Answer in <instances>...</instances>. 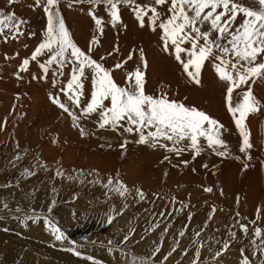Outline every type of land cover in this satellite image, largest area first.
Masks as SVG:
<instances>
[{"label":"rangeland","instance_id":"obj_1","mask_svg":"<svg viewBox=\"0 0 264 264\" xmlns=\"http://www.w3.org/2000/svg\"><path fill=\"white\" fill-rule=\"evenodd\" d=\"M137 2L145 3L147 0ZM242 2L258 7L255 0ZM70 3L71 0H62L60 9L70 36L78 47L87 51L90 42L95 39L97 43L92 44L91 55L109 68L125 59L129 52L135 53L134 58L124 68L112 73L118 84L124 85L128 70L140 67L145 72V88L148 94L159 95L163 89L169 99L197 108L194 102L192 105L184 99L179 101L177 90L169 85L178 87L181 83L180 77L191 84L196 83L191 82L174 58L163 51L159 29L151 33L147 24L141 27L131 9L123 6L120 10L124 9L125 15H132L133 19H126L127 22L121 21L113 27L108 23L109 17L104 6L100 5L96 6L95 14L100 13L98 17L103 21L101 35L89 15L92 6H69ZM158 10L166 14L165 6ZM0 11L15 12L17 17L27 21L22 27L24 35L18 40L10 39L5 42L0 37V264H91L82 253L88 257L93 255L98 264H192L193 260L197 264H240L241 249L245 250L250 264H261L264 256L259 251L253 255L250 241L254 238L251 233L256 227L264 229V191L261 189L263 192H260L264 173L259 164L255 163L257 157L252 155L255 151L261 158L259 148L264 152V104L256 96L262 92L261 88L264 90V79H257L254 83L249 81L260 110L250 114L246 120L253 145L247 155L240 152V135L234 136V132L237 133L238 130L225 107L226 85L219 80L220 89H214L217 91L214 95H219V104L214 107L221 108L225 115L222 116L217 108H213L214 115L210 108L197 109L206 112L224 126L222 139L229 143V146L226 144L228 154L219 157L222 169L218 162L206 163L204 155L213 152L206 147L195 155V160L192 158L191 164L185 165L183 162L187 160L180 158V154L175 157L177 154L174 152H165L164 149L154 148L147 143L141 145L136 142V135L123 133L122 130L98 129V117L95 115L91 119L80 121L87 133L81 136L79 129L73 126L71 117L49 99L50 93L62 96L59 88L69 79L70 66L65 68L62 83H58L56 88L52 87L51 71L47 80L32 79L33 74L40 75L36 62H30V71L19 74L21 79L16 77L22 60L30 57L44 38L47 20L42 7H35V0H17L11 6L8 0H0ZM78 16L81 19L74 22ZM73 17L75 19L72 20ZM76 28L83 32L76 33ZM118 29L123 33L120 34ZM146 29L153 35L150 39L154 38V45L157 44L155 47L159 55L155 56V62L159 65L167 64L166 67L173 69L177 81L172 76L164 78L161 73L153 78L149 76V48L142 46L144 43L140 38V32L144 33ZM30 33L35 35L30 37ZM147 40L149 42V38ZM114 49H118V52L113 51ZM141 49L147 61L146 69H143L140 62ZM110 52L113 54L109 55ZM6 56L13 58L6 59ZM46 58L43 56L40 61L43 62ZM206 68L209 73L211 69L214 71L213 62H206L201 72L202 76L209 77V73H205ZM214 73L216 74L215 71ZM90 82L91 73H88V79L84 82V104L90 98ZM247 87L237 91L247 90ZM121 144H125V147L121 148ZM148 147L160 150L162 153L158 152L159 158L158 155H152L153 152L147 150ZM232 151L235 155L229 156ZM172 154L177 158L176 161L164 159ZM17 157L19 159L16 160ZM210 157L216 160L211 153ZM231 164H241L238 175L242 176L247 171L258 174V180L255 179L253 184L259 191L256 188L252 195L249 184L240 183L241 178L237 179L236 175L229 176L226 171ZM244 164L248 165L246 169ZM23 169H27L30 174L23 173ZM109 177L119 179L126 185V198L122 199L103 187ZM206 187L212 188V192L206 193ZM138 189L143 192V198H138ZM106 192L108 195H105ZM173 198L175 203L172 202ZM4 204H7V208L3 207ZM213 206L217 211L213 220L207 222ZM50 207L53 209L51 212L48 211ZM113 207L117 211L126 210L123 215L116 216L109 223L108 217L115 215V212L110 211ZM17 208L21 211H16ZM258 208L261 209L259 216ZM161 211L171 215L162 218L158 215ZM33 212L41 219L36 222L25 221L22 224L21 220ZM236 213H239L238 218ZM47 219L55 221L68 239L63 243L56 241L45 228L44 221ZM236 219L248 225L247 238L240 233L238 225L232 227ZM206 222L208 226L201 235L194 237L193 233L201 230ZM165 227H168L167 233ZM230 230L236 232L237 238L231 240L227 251L213 258L223 241L229 239ZM180 231L185 232L183 237L177 235ZM125 235H129L131 239L123 243ZM109 241L112 243L109 244ZM157 245H161V250L153 256ZM173 247H176V251L164 260V256ZM113 248L119 252L111 251ZM71 249L79 251L81 255H74Z\"/></svg>","mask_w":264,"mask_h":264},{"label":"snow or ice","instance_id":"obj_2","mask_svg":"<svg viewBox=\"0 0 264 264\" xmlns=\"http://www.w3.org/2000/svg\"><path fill=\"white\" fill-rule=\"evenodd\" d=\"M16 2L17 0H8L9 6ZM61 2L62 0H35V7H42L47 20L44 38L30 57L22 60L16 73L17 79L22 78L19 75L21 72L30 71V62H36L40 75L33 74L32 79L47 80L51 71L52 87L56 88L58 83H62L65 68L70 66L69 79L59 88L62 96L50 93L49 99L71 117L73 126L79 129L81 136L87 133L80 121L91 119L95 115L98 117L96 121L98 129L122 130L123 133L136 135L138 137L136 142L139 144L147 143L154 148L174 152L177 156L191 150L195 158V155L202 152L205 147L220 156L228 154L227 145L222 139L224 126L204 111L169 99L163 89L159 95L148 94L145 88V72L142 68L128 70L124 85L118 84L112 73L124 68L128 61L134 58L135 53L129 52L125 59L111 68L105 67L91 55L92 44L97 43L95 39L90 42L87 51L82 50L72 40L62 17ZM255 3L258 7L245 4L242 0H147L145 3H138L137 0H71L69 6L91 5L89 15L101 35L103 21L95 14L96 6H104V11L109 17L108 23L113 27L121 23L120 7L130 8L141 27L147 24L152 31L159 29L163 51L172 56L189 80L197 85L201 82L200 76L206 62L212 61L218 79L226 85L225 107L241 137L240 152L247 155L253 145L250 142L246 120L250 114L260 110L249 81L254 83L257 79H264V0H255ZM162 6L166 7V14L158 10ZM26 23L27 21L17 17L15 12L0 11V37L5 42L10 39L18 40L24 35L22 27ZM33 35L35 33L29 34L30 37ZM113 51L118 52V49ZM43 56L47 58L41 62L40 58ZM140 62L143 69H146L147 61L142 49ZM88 73H91L92 89L88 102L84 104L82 102L85 98L84 82L88 79ZM245 86H248L247 90L237 91ZM124 147L125 144H121V148ZM164 159L168 160V157L165 156ZM183 163L187 165L188 162ZM244 167L246 169L248 165L245 164ZM25 174H30L27 169ZM103 187L122 199L126 198L128 193L122 181L111 177ZM204 191L211 193L212 188L206 187ZM108 192L105 195H108ZM143 195L138 189V198H143ZM172 202L175 203L174 198ZM3 207L7 208V204ZM52 210L51 207L48 209L49 212ZM124 210L126 209L117 211L114 207L110 209L115 215H110L108 222L111 223L116 216L123 215ZM16 211L21 209L17 208ZM216 211L213 206L207 222L213 220ZM260 211L258 208V216ZM158 215L163 218L171 213L161 211ZM236 217H239V213H236ZM40 219L41 217L33 212L26 215L21 223L29 220L36 222ZM207 222L201 230L193 233L194 237L201 235L203 229L208 226ZM44 224L56 241L63 243L68 239L55 221L47 219ZM237 225L240 233L247 238L248 225L236 219L232 227ZM167 231L168 227H165V233ZM177 235L183 237L185 232L180 231ZM251 235L254 237L250 241L253 255L259 251L264 256V229L256 227ZM228 237L229 239L223 241L220 250L214 253L213 258L227 251L231 240L236 239L237 234L230 230ZM130 239L129 235H125L122 242L126 243ZM111 243L109 241V244ZM71 250L74 255L78 257L81 255L79 251ZM160 250L161 245H157L152 255L155 256ZM175 251L176 247H173L164 256V260ZM196 256L199 257V249ZM241 256L240 264H250L244 249H241ZM85 259L90 260L91 264H98L92 257ZM192 264H197V261L193 260ZM261 264H264V260H261Z\"/></svg>","mask_w":264,"mask_h":264},{"label":"bare ground","instance_id":"obj_3","mask_svg":"<svg viewBox=\"0 0 264 264\" xmlns=\"http://www.w3.org/2000/svg\"><path fill=\"white\" fill-rule=\"evenodd\" d=\"M99 9H102L101 7L99 8ZM123 9V8H122ZM77 10V9H76ZM84 11V10H83ZM131 11V10H130ZM78 12V11H77ZM86 12V11H85ZM125 12H126V10H125ZM128 13V12H127ZM126 13V14H127ZM100 15V13H97L96 14V16L98 17ZM120 15H121V21H123V23H124V21H126L127 22V20L126 19H133L132 18V15H130V17H127L126 15H125V13H124V9H123V11L122 10H120ZM105 17V16H104ZM82 18H84V17H82ZM103 18V17H102ZM73 19H75V17H73L72 18V20ZM81 18H80V16H78L75 20H74V22H77V21H79ZM86 19V18H85ZM87 19H89V17L87 18ZM89 21V20H88ZM87 21V22H88ZM131 21V20H130ZM81 22V21H80ZM89 23V22H88ZM131 23V22H130ZM136 23H137V21H136ZM129 24V23H128ZM131 24H133V23H131ZM75 25H77L78 26V23H76ZM81 25V24H80ZM84 25V24H83ZM82 26V25H81ZM131 26V25H130ZM129 26V27H130ZM139 26V25H138ZM78 27H80V26H78ZM87 27V25L85 26V28ZM132 27V26H131ZM130 27V28H131ZM75 28V27H74ZM81 28V27H80ZM125 28V27H124ZM128 28V27H127ZM126 28V29H127ZM77 29V28H76ZM117 29V28H116ZM145 29V28H144ZM78 30V32H76V33H79L82 29H77ZM76 30V31H77ZM90 30V29H89ZM119 30V29H118ZM118 30H116V31H118ZM125 30V29H124ZM129 30V29H128ZM137 30H139V29H137ZM120 31V30H119ZM81 32H83V31H81ZM106 32V31H105ZM114 32H115V30H114ZM121 32V31H120ZM149 32H154V31H151V30H149ZM86 33V32H85ZM110 33V32H109ZM123 32H121L120 34H122ZM130 33V32H129ZM147 33V34H146ZM84 34V33H83ZM126 34V33H125ZM79 35V34H78ZM77 35V36H78ZM124 35V34H123ZM80 36V35H79ZM82 36V35H81ZM135 36H137V35H135ZM108 37V36H107ZM150 37H153V35L151 36L149 33H148V30L146 29V31L143 33V32H140V38H141V41L144 43H142L143 45L142 46H146V47H148L149 49H148V54L147 55H149V57H148V62H149V76L151 77V78H153V76H155L157 73H161V74H163V76H164V78L166 77V76H172L173 78H175L176 79V81H177V78L174 76V70L173 69H171V68H169V67H166L167 66V64H161V65H159V64H157L156 62H155V56H158L159 54H157L158 52L156 51V47H155V45H157V44H155L154 45V38L153 39H150ZM149 38V42H148V39ZM125 39V38H124ZM128 40V39H127ZM145 42H147V43H145ZM153 43V44H152ZM109 44V43H108ZM107 44V45H108ZM105 46V45H104ZM111 46V45H110ZM133 46V45H132ZM113 48V47H112ZM111 49V48H110ZM159 61V60H158ZM163 62V61H162ZM173 64V63H172ZM171 65V64H170ZM212 66V65H211ZM211 68V67H210ZM213 68V67H212ZM207 69L208 68H206V70H205V73L207 74V73H209V71H207ZM211 72L208 74L209 75V77L207 76V75H204V76H200V84L199 85H197V84H191L189 81H187L185 78H179V80L181 79V83L178 85V87L177 86H175L174 84H169L170 86H171V88H173L174 90H177L176 92H177V94H178V97L177 98H179V101H180V99H184L185 101H186V103H192V105H194L193 104V102L196 104V106H197V108H199V109H202V108H204V107H206V108H210V111L212 112V114L214 113L213 112V108H217V107H214L215 106V104L217 105V104H219V102L217 101L218 100V98H219V95L217 94V95H214V93H216L217 91H215V90H218V89H220V87L221 86H219L218 85V81H219V79H218V77H217V74H215L214 73V71H212V69L210 70ZM163 78V81H165V79ZM171 78V77H170ZM20 81V80H19ZM162 81V82H163ZM170 81V80H169ZM89 82V81H88ZM168 82V81H167ZM87 83V82H86ZM91 83V82H90ZM170 83V82H169ZM24 84V83H23ZM162 84V83H161ZM166 84V83H165ZM169 86V87H170ZM153 87H155V86H153ZM215 89V90H214ZM261 90H262V92L261 93H258V94H256V96L258 97V99H261L262 101H263V104H264V90L261 88ZM152 92H153V90H152ZM173 93H174V91H173ZM170 94H172V93H170ZM260 97V98H259ZM177 98H176V100H177ZM220 106V105H219ZM208 110V109H207ZM216 110H218V112L220 111L221 113V115L223 114L222 113V109L220 108V109H216ZM215 110V111H216ZM219 114V113H218ZM214 115V114H213ZM225 114H223L222 116H224ZM216 116H218V115H216ZM221 116V117H222ZM225 119V118H224ZM226 120V119H225ZM222 121H224L223 119H222ZM233 136V135H232ZM109 138V137H108ZM106 140V139H105ZM89 142H91V141H89ZM130 146H132L131 144H130ZM137 146V145H136ZM129 147V146H128ZM145 147V146H144ZM131 149V148H130ZM147 149V148H146ZM147 150H149V151H152L153 153H152V155H158V158H159V153H162L160 150H155V149H153V148H150V147H148V149ZM146 151V150H145ZM143 152V151H142ZM148 152V151H147ZM155 152V153H154ZM159 152V153H158ZM210 153L212 154V155H214L215 157H213V158H215L216 160H214V159H212L211 157H210ZM210 153H207V154H205L204 155V159L206 160V163L207 162H209V164L210 163H212L213 161H214V164H217V162L220 164V167H221V169H222V166H221V164H222V162H219L220 161V155H218V154H216V153H214V152H210ZM164 155H165V153H163ZM168 155V154H167ZM176 155V154H175ZM216 155H218V158H216L217 156ZM252 155H253V157H257L258 156V154H257V152H255V151H253L252 152ZM175 157H177V155L175 156ZM218 159V160H217ZM155 160H156V158H155ZM159 160V159H158ZM157 161V160H156ZM166 162H168V161H166ZM241 167V164L239 165H229L228 166V171H226L227 172V174L229 175V176H237V179H240V183H247V184H249V187H250V191L251 192H253L252 193V195L254 194V191L256 192V188H257V190L259 191V189H258V187L257 186H255L254 184H253V181L256 179V180H258V178H259V175L258 174H253V172H250V171H247V172H244L243 174H242V176H241V174H239L238 175V170H239V168ZM223 169H224V167H223ZM217 170H218V168H217ZM225 171V170H224ZM263 173H264V171L263 170H261ZM249 173V174H248ZM224 174V173H223ZM226 174V173H225ZM228 176V177H229ZM239 183V184H240ZM243 188V187H242ZM261 189L264 191V181H263V187L262 188H260V192L262 193L263 191H261ZM248 191V190H247ZM249 191V192H250ZM248 192V193H249ZM261 195H263V194H261ZM247 196H248V194H247ZM247 196H246V198H247ZM261 197V196H260ZM249 198V197H248ZM255 198V197H254ZM251 199V198H250ZM253 199V198H252ZM263 199V198H262ZM261 199V200H262ZM247 200V199H246ZM249 200V199H248ZM254 200V199H253ZM258 200H260V198H258ZM252 201V200H251ZM251 201H249V202H251ZM252 202H254L255 203V201H252ZM247 203H248V201H247ZM249 205V204H248ZM252 205V204H251ZM263 218V220H262V223L264 222V216L262 217ZM263 225V224H262Z\"/></svg>","mask_w":264,"mask_h":264},{"label":"crops","instance_id":"obj_4","mask_svg":"<svg viewBox=\"0 0 264 264\" xmlns=\"http://www.w3.org/2000/svg\"><path fill=\"white\" fill-rule=\"evenodd\" d=\"M169 146H171V145H169ZM166 152V151H165Z\"/></svg>","mask_w":264,"mask_h":264}]
</instances>
